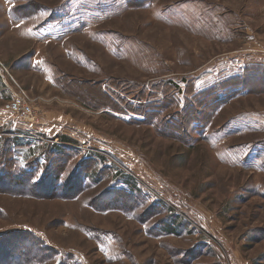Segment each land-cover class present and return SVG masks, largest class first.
I'll list each match as a JSON object with an SVG mask.
<instances>
[{"label": "rangeland", "instance_id": "1", "mask_svg": "<svg viewBox=\"0 0 264 264\" xmlns=\"http://www.w3.org/2000/svg\"><path fill=\"white\" fill-rule=\"evenodd\" d=\"M0 264H264V0H0Z\"/></svg>", "mask_w": 264, "mask_h": 264}]
</instances>
